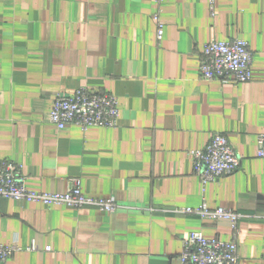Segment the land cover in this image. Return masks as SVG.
<instances>
[{"label":"crops","instance_id":"obj_1","mask_svg":"<svg viewBox=\"0 0 264 264\" xmlns=\"http://www.w3.org/2000/svg\"><path fill=\"white\" fill-rule=\"evenodd\" d=\"M0 0V162L22 166L26 187L85 196L117 210L45 206L0 198L6 264H180L192 232L229 241L228 224L177 207L243 215L239 264H264V0ZM243 39L253 53L247 83L200 79L204 45ZM115 95L119 127L50 123L57 94ZM227 135L243 161L203 185L189 152ZM33 247L32 250H29Z\"/></svg>","mask_w":264,"mask_h":264},{"label":"built area","instance_id":"obj_2","mask_svg":"<svg viewBox=\"0 0 264 264\" xmlns=\"http://www.w3.org/2000/svg\"><path fill=\"white\" fill-rule=\"evenodd\" d=\"M162 1L157 0L158 10L154 14L159 42L164 33L160 11ZM252 69L253 53L248 42L243 39L212 40L203 47L199 68L202 81L247 83L252 79ZM119 105V99L115 95L80 88L72 96L62 93L56 95L49 121L58 130L71 125L78 126L83 131L94 127L115 129L119 127ZM189 154L193 160L194 174L203 185L236 173L241 169L243 161L223 133H214L204 149L192 150ZM257 156L264 158V134L257 138ZM0 198L45 206L63 205L75 209L90 206L108 213L117 210L114 199L85 196L80 180L71 181L64 193L32 192L26 187L22 166L13 161L0 162ZM173 212L228 224L233 233L229 241L218 237L207 238L202 232L190 233L183 241L180 264H239L238 234L243 215L225 208L209 209L206 205L198 208L177 207ZM32 249L33 247L29 250ZM21 250L17 246L0 244V264H6L14 253Z\"/></svg>","mask_w":264,"mask_h":264}]
</instances>
